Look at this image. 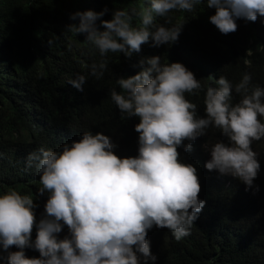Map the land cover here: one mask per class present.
Instances as JSON below:
<instances>
[{
	"label": "trees",
	"instance_id": "trees-1",
	"mask_svg": "<svg viewBox=\"0 0 264 264\" xmlns=\"http://www.w3.org/2000/svg\"><path fill=\"white\" fill-rule=\"evenodd\" d=\"M149 6L150 0H0V195L16 191L33 198V243L36 225L46 217L50 194L40 193V174L34 164L27 166L28 155L40 148L59 153L85 132H102L110 137L116 155L138 156L135 125L140 118L121 113L111 94L121 91L119 78L135 75L146 66L140 64L142 59L160 56L162 64L180 62L194 74L201 88L185 93V98L197 106V118L206 116L204 100L207 88L213 87L209 81L213 72L233 83L248 74L250 88H264V16L258 15L254 22L236 18L237 30L222 34L210 22L216 9L200 0L190 12L154 14L149 30L182 25L178 39L155 46L150 37L130 56L123 52L101 56L86 40V33L68 29L79 23L78 16L72 19L78 12L106 10L95 22L103 31L101 20H110L115 10L139 11ZM133 23L142 27L138 16ZM101 61L107 65L103 75L93 76L92 65ZM78 75L86 77L83 91L69 83ZM240 99L234 90L232 103ZM219 141L229 144L219 129L209 127L206 135L177 146L180 162L197 169L198 198L205 205L190 234L179 241L168 228L154 225L147 231L146 240L157 257L147 264H264V138L252 143L260 169L251 187L231 174L205 167L211 147ZM189 143L191 150H186L184 145ZM56 235L64 239L71 233L62 223ZM19 250L0 246V264H9V252ZM23 251L26 257L40 258L34 247ZM137 256L145 264L142 254Z\"/></svg>",
	"mask_w": 264,
	"mask_h": 264
},
{
	"label": "clouds",
	"instance_id": "clouds-1",
	"mask_svg": "<svg viewBox=\"0 0 264 264\" xmlns=\"http://www.w3.org/2000/svg\"><path fill=\"white\" fill-rule=\"evenodd\" d=\"M200 0H150L149 7L139 11L117 9L110 20H101L103 31L95 22L104 11L75 13L78 24L68 26L75 33H86V40L99 50L130 56L139 52L151 37L155 46L171 44L179 37L182 25L150 26L154 14L166 17L173 10L192 11ZM216 12L210 17L222 34L237 30L236 18L255 21L264 16V0H207ZM142 27H133V18ZM146 65L135 75L117 80L121 91H113L112 100L127 117L138 116L139 155L121 158L112 149L109 136L102 132H85L62 152L40 148L30 153L27 166L35 165L40 174L43 194L50 195L45 205L46 217L37 227L34 243L31 233L36 224L33 198L16 191L0 195V246L9 252V264H145L156 256L146 240L154 225L168 228L176 240L190 234L205 201L198 198L201 190L197 169L178 159L177 146L206 135L209 127L220 130L223 141L211 147L208 170L231 174L251 187L260 169L253 141L264 138V88H250L251 77L245 74L233 83L226 75L213 72L205 95V117L197 118V106L185 93L199 90L201 84L180 62L161 63L160 56L144 58ZM106 62L93 64L91 74L103 75ZM86 81L78 75L69 83L83 91ZM239 102L232 103V95ZM191 150V144L184 145ZM37 175V174H36ZM38 178V175H37ZM39 180V178H38ZM67 225L71 236L57 239ZM25 247H34L40 258H29ZM135 249V250H134Z\"/></svg>",
	"mask_w": 264,
	"mask_h": 264
},
{
	"label": "bare ground",
	"instance_id": "bare-ground-1",
	"mask_svg": "<svg viewBox=\"0 0 264 264\" xmlns=\"http://www.w3.org/2000/svg\"><path fill=\"white\" fill-rule=\"evenodd\" d=\"M134 24V23H133Z\"/></svg>",
	"mask_w": 264,
	"mask_h": 264
}]
</instances>
